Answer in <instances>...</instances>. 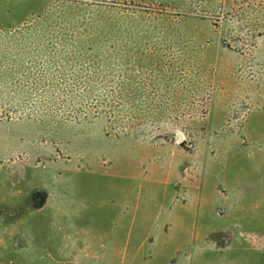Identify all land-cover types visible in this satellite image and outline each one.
Instances as JSON below:
<instances>
[{"label":"rangeland","instance_id":"rangeland-1","mask_svg":"<svg viewBox=\"0 0 264 264\" xmlns=\"http://www.w3.org/2000/svg\"><path fill=\"white\" fill-rule=\"evenodd\" d=\"M0 264H264V0H0Z\"/></svg>","mask_w":264,"mask_h":264},{"label":"water","instance_id":"water-1","mask_svg":"<svg viewBox=\"0 0 264 264\" xmlns=\"http://www.w3.org/2000/svg\"><path fill=\"white\" fill-rule=\"evenodd\" d=\"M177 138H178L179 140H181V136H180V135H178Z\"/></svg>","mask_w":264,"mask_h":264}]
</instances>
